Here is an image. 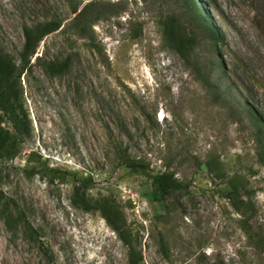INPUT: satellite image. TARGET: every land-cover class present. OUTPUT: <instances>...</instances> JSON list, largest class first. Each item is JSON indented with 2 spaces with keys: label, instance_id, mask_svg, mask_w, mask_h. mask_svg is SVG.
Returning a JSON list of instances; mask_svg holds the SVG:
<instances>
[{
  "label": "rangeland",
  "instance_id": "374dc122",
  "mask_svg": "<svg viewBox=\"0 0 264 264\" xmlns=\"http://www.w3.org/2000/svg\"><path fill=\"white\" fill-rule=\"evenodd\" d=\"M92 1L0 0V50L18 63L25 26L62 21L1 114L30 137L0 161V264H130L132 249L143 264H264L223 198L240 188L264 240V0H194L220 41L182 0H101L121 13L82 38L71 23ZM68 57V74L45 73ZM144 171L185 187L156 202Z\"/></svg>",
  "mask_w": 264,
  "mask_h": 264
},
{
  "label": "trees",
  "instance_id": "16d2710c",
  "mask_svg": "<svg viewBox=\"0 0 264 264\" xmlns=\"http://www.w3.org/2000/svg\"><path fill=\"white\" fill-rule=\"evenodd\" d=\"M182 3L184 8L194 17V19L199 21L201 27L208 34L211 40L220 41L223 39L222 34L219 31L207 24L206 19L202 14H200L194 0H182ZM74 11L77 13L78 9L76 8ZM120 13L121 10L119 4L106 3L101 0L92 1L86 4L75 16L72 20L71 26L76 29L79 37L88 38L90 37L89 33L98 22L117 16ZM61 26L62 21L42 22L37 23L32 27L25 26V44L21 52L20 63H18L9 54L0 50V119L2 118V113L10 114V111L13 109L12 92L14 91V87L21 82L23 75L31 70L32 66L30 65V60L36 54L41 42L50 34L58 31ZM218 63L221 65V62ZM72 66L73 60L68 57L60 63H50L46 66L45 73L50 77L64 76L70 72ZM216 67L220 68V66ZM219 75L220 77H224L226 76V72L224 74L220 72ZM219 95L221 98H226L227 92L225 90H220ZM11 121L13 123V130L11 131L2 128L0 121V161L9 162L15 160L22 153L23 143L26 141L27 137H30L29 132H24V125L22 124V121L17 118V116H13ZM258 134L260 136V150L264 158V134H261V132H258ZM132 168L135 169L140 167L134 165ZM136 171L138 172L140 170ZM60 173L61 172L58 169H50L48 172L52 180L58 179ZM144 173L151 179L153 199L156 202L166 203L174 193L185 187L182 182L175 178L174 174H150L147 171H144ZM91 181L92 178H87L85 180L87 183ZM224 191H228V194H225V196L223 194V198L228 202L234 211H236L239 215L241 214L239 221L240 229L243 231L248 240H253L256 248L260 249V251L264 253V240L262 238L257 239L253 236V228L250 224V219L246 216V212L242 209V205L239 204L243 203L245 206L247 205V203L240 197V188L235 186V184L230 181L228 183V188ZM103 212L105 217L108 221H110L115 229L120 231L119 226L112 218L114 213L112 214V212L108 209H104ZM125 225L126 223H124V227ZM128 245H131L130 241ZM131 251L130 264H143L144 258L142 253L137 252L134 249Z\"/></svg>",
  "mask_w": 264,
  "mask_h": 264
}]
</instances>
